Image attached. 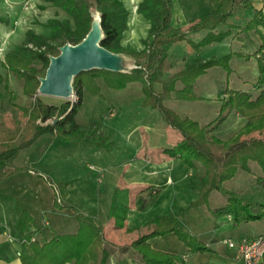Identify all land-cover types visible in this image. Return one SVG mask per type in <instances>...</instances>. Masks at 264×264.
<instances>
[{
	"label": "trees",
	"instance_id": "16d2710c",
	"mask_svg": "<svg viewBox=\"0 0 264 264\" xmlns=\"http://www.w3.org/2000/svg\"><path fill=\"white\" fill-rule=\"evenodd\" d=\"M52 5L63 11L68 20L47 21V27L52 33L63 36L60 46H53L45 37L27 31L21 46L4 55L2 67L8 74L23 81V95L32 99L29 107H20L13 104V97L9 103L16 108L24 122L13 129H7L0 123V182L7 177L26 170L16 168L13 161L20 151L30 147L40 136L48 134L65 141H89L91 144L101 146L108 142L107 138L95 141L92 137L98 131L97 125L89 127V132L83 130L75 121L76 114L81 106L83 91L88 90L95 96H101L97 79L111 90H123L129 84L137 83L141 86L143 106L157 109L164 122L180 135V140L163 153L170 158H179L192 170L195 162L203 167V174L198 187V200L196 205H206L210 194L221 191L226 198V205L215 213L230 216L233 224L256 221L263 217L253 214L245 209L233 193L223 189V183L232 179L238 169L247 170L248 162H253L261 171L258 181L264 182V137L249 139L255 133L264 132V58L257 59L258 76L255 89L259 94L252 99L249 94L226 89L221 95L222 105L218 116L208 125L201 127L198 123L187 118H180L175 112L166 108L163 102L171 98L175 92L177 100H193L192 86L197 77L216 65L228 69L229 56L222 60L212 59L203 63L187 64L180 71L162 80L167 60L162 46L166 43L187 41L188 33L207 31V34L198 43H190L192 48L219 43L230 35V30L217 32L220 24H225L232 16L236 6L252 8L249 0H210L213 11L193 22L186 30L175 29L171 26L172 0H143L137 8L139 14L150 22L144 49L141 52H128L119 47L121 32L125 28L127 12L121 8L106 6L102 0H49ZM100 13L99 24L103 34L99 42L100 47L113 54L126 55L134 62L135 69L123 72H110L105 70H91L82 72L72 79V89L77 98L75 104L68 102L60 106L44 104L37 96L40 79L44 78L50 57L59 55V48L69 43L77 45L86 37L93 21L92 12ZM70 22L72 25H70ZM258 28L264 29V6L255 11L252 19L240 32L255 31L261 36ZM30 45V47H29ZM264 48V46H261ZM41 64L39 71L31 65ZM7 91V79L2 80ZM180 83L183 88L176 91L175 86ZM161 86L157 93L154 86ZM235 109L245 119V124L226 141L220 140L213 132L225 120L230 110ZM53 123V121H55ZM102 138V137H101ZM35 175L40 174L33 172ZM55 193L54 204L59 210L70 209L74 216L77 228L73 233L54 234L48 242L34 239L35 233L23 235L19 259L21 264H109V258L118 254H128L136 264H185L181 259L176 262L170 254L153 250L149 241L156 237L173 235L185 244L189 253L211 252L205 246L197 244L193 239L184 236L177 229L174 216L160 217L150 223V232L139 236L129 246L114 248L107 246L103 239L101 224L65 202L66 187L69 183L52 184L45 178ZM152 186L138 191L134 198L135 208L141 211L145 202L142 194L155 191ZM154 192V193H155ZM129 212V190L116 188L113 194L110 216L115 229H123ZM30 216L19 209V225L21 229L29 226ZM126 233L130 230L126 229ZM34 239V241H31Z\"/></svg>",
	"mask_w": 264,
	"mask_h": 264
},
{
	"label": "rangeland",
	"instance_id": "374dc122",
	"mask_svg": "<svg viewBox=\"0 0 264 264\" xmlns=\"http://www.w3.org/2000/svg\"><path fill=\"white\" fill-rule=\"evenodd\" d=\"M56 10L50 2L48 12L51 18H55L53 15L57 12ZM251 15L252 8L238 10L229 20L230 23L238 26L233 31H240L244 28ZM93 16H95L94 12H92ZM36 17L39 18V15H33L32 25L39 24ZM30 18L28 13L25 24H30ZM240 33L243 36L240 41L232 39L229 35L211 46L192 48L185 42L172 43L167 46L166 51L170 56L167 62L177 72L183 69L182 61H185L187 65L212 59L222 60L227 56L229 58L228 69L222 65H216L196 78L192 86L195 99L180 101L176 99L174 92V95H171L175 97V100H171V97L163 105L175 111L176 114L178 113L180 118L188 117L187 119L204 127L218 116L222 105L221 94L226 89L254 95L257 92L253 86L258 74L257 59L249 53L252 50L250 39L255 35L253 31ZM45 37L47 42L53 46H60L63 42V36L58 33L51 32L48 37ZM23 38L24 42L25 36ZM242 43L245 46L242 47ZM263 49L260 46L259 50L263 51ZM122 60L125 62L121 63V68L126 69L132 66L129 59L122 58ZM31 67L36 71L42 68L39 63H34ZM168 71V69L163 71L162 80L170 76ZM7 84L13 92V100L16 104L24 105L30 102V98L22 94L23 81L21 79H11ZM96 84L99 89L102 88L100 89L101 96H95L88 90H84L75 121L88 132L89 127H92L91 124L95 123L98 131L92 137L95 141L107 138L108 142L97 146L89 141H65L46 134L52 142L43 144V146L39 144L37 147L41 146L49 150L48 156L52 158L48 162L51 165L49 169H52L53 178L57 179L64 175V180L59 183H69L71 201L87 202L82 198L83 196L86 198L88 196L87 199L99 200L97 206L86 204L85 207L91 206V214L86 215L101 223L103 239L107 246L116 249L127 247L132 243L130 239L150 232V223L154 219L170 215L174 216L176 227L181 234L211 251L199 255V259H192L193 257L188 255L187 264L194 263V260H197L198 264H231L234 260V253L223 243L222 239L236 240L241 236L252 235L254 237L259 233H264V182L258 181L260 170L257 165L248 162L247 170L238 169L232 179L223 183V189L233 193L248 212L263 215L257 221L248 224L240 223L235 226L227 221L226 215L217 214L216 210H213L222 207L223 202L226 203L227 197L221 191H215L208 204L196 205L200 178L203 174L201 165L195 162L197 167L192 170L179 158L156 163L145 158L146 151L156 152L159 148H170L173 135L157 109L143 106L138 89L116 91L104 88L101 80L96 81ZM160 87L156 84L155 91ZM177 87L180 88H177L179 90L183 88V86ZM252 95L250 97L254 99ZM37 96L44 104L52 106H60L65 102L72 105L77 102L74 92L68 99L43 96L38 93ZM230 111L232 112L226 121L214 133L216 138L223 141L229 140L237 131L234 125L237 111L235 109ZM10 112V114H2V120H4L2 123L7 129H13L19 123L24 122L20 112L14 113L12 110ZM111 112L114 118L109 117ZM55 122L56 120L53 121ZM262 137H264V132L255 133L246 140ZM40 177L44 183L48 184L45 181L48 175L46 177L40 175ZM47 179L54 185L59 184L49 177ZM140 183L158 186L160 188L158 195L153 198H144L145 208L142 211H136L132 205L131 212L125 221V226L133 231L131 235L126 236V232L119 229L110 230L112 225L110 209L115 189L117 187L132 188ZM48 185L52 189L50 184ZM150 247L155 251L170 254L176 262H180L185 244L175 236H164L155 238Z\"/></svg>",
	"mask_w": 264,
	"mask_h": 264
},
{
	"label": "crops",
	"instance_id": "0c3cea01",
	"mask_svg": "<svg viewBox=\"0 0 264 264\" xmlns=\"http://www.w3.org/2000/svg\"><path fill=\"white\" fill-rule=\"evenodd\" d=\"M142 1L143 0H102V2L106 6L121 8L127 12L125 28L121 32L118 45L121 49L126 50L128 52H135V53L141 52L144 49V41L148 37V33L150 29V22L145 17H143L141 14H139L137 11L138 5ZM247 2L250 3L252 6V15L248 19V22H249L252 19L254 12L259 11L263 8L264 0H249ZM49 3H50L49 0H0V50H2L0 54V77L2 80L7 79V82H8V81H11V79H14V80L17 79L16 77L7 73V71L2 67V62H3L5 54L13 51L16 47L20 46V44L23 42V39H24L23 36H25L27 31H32L35 34L42 36V37H45V36L48 37L51 31L45 28L47 21L51 19H55V18L59 21L69 19L67 15L59 9H57L56 10L57 12L55 13V15H53L55 16V18L53 17L51 18L48 12ZM240 9H246V8L236 6L233 10L232 16L227 20L225 24L218 25L216 28V31L221 32L224 30L225 31L230 30L231 32L230 37L232 39H236L239 41L242 40L243 36L240 33V31L239 30L233 31V29L237 28L238 26H235L234 24L229 22V20L233 17V15L237 13V11ZM212 11H213V5L210 0H172L171 1V26L175 29L186 30L193 22L197 21L199 18L203 16L210 14ZM28 13L31 16V18L29 19L31 22L29 21L30 24L28 23L25 24ZM37 14L39 15V18L36 17V19L39 20V22L37 21L39 24L32 25V21L34 20L32 17L33 15H37ZM94 14L95 16H93V19H96V20L99 19L100 13L98 12V10H94ZM70 25H72L71 22H70ZM221 25H223L224 28ZM258 30L261 33V36H259L258 34L255 33V31H253V34L255 36H252V38L250 39L252 50L249 53V55H254L256 59L264 58V49L263 51L259 50L260 46H264V29L258 28ZM206 34H207V31L205 30L197 32V33H188L187 41H181V42H175V43L185 42L191 47L189 42L198 43L200 40H202V38ZM197 40L199 41L195 42ZM171 44L172 43H166L165 45L162 46V50L166 53L167 58H170V56H169V53L166 51V49H167V46H170ZM214 44H217V43H212L207 46H211ZM241 46L243 47L245 45L242 43ZM257 46H259V48ZM118 55H120L121 58H131L126 55H121V54H118ZM123 61L125 62V60ZM129 61L131 62L130 64H132L133 66L134 62L132 60H129ZM181 64L183 68L186 65V62L182 61ZM166 69L169 70L168 72L170 75L177 72V71H174L176 69L173 68L171 64H168L167 60L165 63L164 70ZM100 80L101 79H97L96 81L99 82ZM101 84H103L104 88L108 89L104 85L102 80H101ZM177 86L181 87L182 85L180 83H177L175 86V90L180 89ZM130 88L138 89L139 94L141 95L142 101H143V95L141 93V86L137 83L129 84L125 89L119 90V91H125ZM160 89L161 87L158 90L156 89L157 93L160 92ZM256 91L257 92L254 95H252L251 93L249 94V95H252L254 99L259 94V90L256 89ZM22 94H23V84H22ZM171 94L174 95V92H172ZM10 97H13L14 99L13 92L10 91L9 88L7 91L4 90V82H2L0 84V123L4 122V120H2V114H10L11 113L10 110H12V112L14 111V113L19 112L16 108H14L9 103ZM226 97L227 96L222 95V99ZM171 100H175V97H172ZM167 101L168 100L164 101L163 103L165 104V102ZM31 103H32V99H30V102L28 104H24V105L16 104L13 100V104L18 105L20 107H29ZM231 112L232 111H230L227 114L223 122L226 121L227 117L230 115ZM109 117L114 118L112 112L110 113ZM235 117H236V120H235L234 125L237 127L236 130L238 131L245 124V119L241 117V115L238 114L237 112L235 113ZM185 118H188V117H185ZM15 121L17 120L15 119ZM222 123L219 126H221ZM94 124L95 123H92L91 125H94ZM168 129L173 135V137L171 138L172 143L170 147L172 148L180 140V135L177 131L173 130L169 126H168ZM215 131L213 132V135ZM47 135L44 134L40 136L30 147L20 151V153L14 159L13 161L14 167L27 168V169L18 171L17 173L7 177L6 179L0 182V264H21V261L19 259V253L21 250V240H22L23 235L25 234L35 233L34 239L40 242H48L53 237L54 234L73 233L75 232L77 228V223H76L74 216L72 215V211L70 209H64V210L57 209L54 204L55 197H54L53 190L49 187L48 184L44 183V181L41 179L40 176L35 175L33 173V172H36L44 177L48 175V177L51 178L56 183L61 182L65 178L64 175H61L57 179L53 178L52 169H49L51 165H50V162H48V160L52 158L48 156L49 150L43 149L41 148V146L37 147V145L39 144H42L43 146V144L52 142L51 139L47 137ZM170 148H164V147L159 148L156 150V152L146 151L145 158L153 163L164 161V160L171 161L173 159H176V158H170L166 154L163 153V150L170 149ZM196 165L197 164H195V167H197ZM261 176L262 174L260 171L259 177ZM150 186L157 188V190L156 192L151 191V193L147 192V193L142 194L140 197L144 200V198L146 197L147 198L156 197L158 195V192L160 191V188L154 184H147V183H140V184L135 185L132 188L124 187V189L129 190L128 215L131 212L132 205H134V209L138 211L135 208V203H134V198H135L136 193L140 191L141 189H144ZM117 188H121V187H117ZM214 192L210 194L208 198V202L210 201L212 194ZM69 194H70V191H69V186H68L66 188L65 202L69 204L70 206L76 208L77 210H79L85 215L91 214L90 212L91 206L85 207L86 204H89V205L96 204L95 206H97V202L99 201V200H94L92 198L87 199L88 196L87 198L83 196L82 198L86 199L87 202L76 203L70 200ZM98 198L100 199L99 195H98ZM79 204H82V205H79ZM225 204L226 203L223 202L222 207H218L213 210L221 209L225 206ZM19 209L24 210L30 216L29 226L24 229H21L19 225ZM256 214H259V213H256ZM227 221L230 223H233L232 218L230 216H227ZM251 222H254V221L242 222V223L248 224ZM112 225H113V220H112ZM112 225H111L110 230L115 229ZM126 229L130 230V232L127 234L125 233V235L126 236L131 235L133 231L129 229L128 227H126L125 222H124V228L120 229V231L125 232ZM167 236H173V235H167ZM259 236H264V233H259L257 236H254V237H252V235H249L248 237L241 236L238 239L240 238L252 239V238L259 237ZM138 237L134 239H130V243L135 241ZM156 238H161V237H156ZM154 239L149 241V245H151ZM223 240L224 239H222V241ZM183 252L184 253L181 256L186 264H187L188 255H190L191 258L193 257L192 259H199L198 258L200 257L199 255L205 254L202 252L189 254L186 247L184 248ZM232 252L234 253V260L231 264H236L235 252L234 251ZM109 264H136V262L128 254H124L122 256H119L118 254H116L109 258ZM192 264H198L197 260H194V263ZM261 264H264V257L261 261Z\"/></svg>",
	"mask_w": 264,
	"mask_h": 264
},
{
	"label": "water",
	"instance_id": "95a60500",
	"mask_svg": "<svg viewBox=\"0 0 264 264\" xmlns=\"http://www.w3.org/2000/svg\"><path fill=\"white\" fill-rule=\"evenodd\" d=\"M96 19H93L86 37L77 45H64L59 48V55L50 57L44 78L40 79L37 90L39 95L68 99L72 96L71 81L82 72L105 70L123 72L122 58L100 47L103 37L99 19L95 30Z\"/></svg>",
	"mask_w": 264,
	"mask_h": 264
},
{
	"label": "built area",
	"instance_id": "2783aa9c",
	"mask_svg": "<svg viewBox=\"0 0 264 264\" xmlns=\"http://www.w3.org/2000/svg\"><path fill=\"white\" fill-rule=\"evenodd\" d=\"M135 68V66H130L127 68V71ZM31 241H34V239H31ZM223 243L235 252L236 264H259L264 257V236L252 239H226L223 240Z\"/></svg>",
	"mask_w": 264,
	"mask_h": 264
},
{
	"label": "bare ground",
	"instance_id": "6f19581e",
	"mask_svg": "<svg viewBox=\"0 0 264 264\" xmlns=\"http://www.w3.org/2000/svg\"><path fill=\"white\" fill-rule=\"evenodd\" d=\"M94 29H95V30H97V29H98V26H97V20H96V22H95Z\"/></svg>",
	"mask_w": 264,
	"mask_h": 264
}]
</instances>
